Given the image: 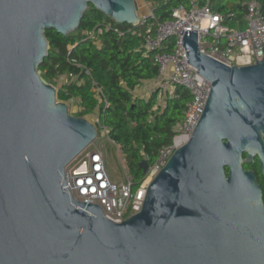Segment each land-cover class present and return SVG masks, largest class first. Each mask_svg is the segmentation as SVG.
Instances as JSON below:
<instances>
[{
	"label": "water",
	"instance_id": "1",
	"mask_svg": "<svg viewBox=\"0 0 264 264\" xmlns=\"http://www.w3.org/2000/svg\"><path fill=\"white\" fill-rule=\"evenodd\" d=\"M89 6L137 26L133 0H0V264H264L261 191L242 166L258 155L264 173V45L257 61L250 36L255 63L229 68L181 32L188 64L210 83L204 111L138 213L114 223L74 201L64 177L96 126L38 74L44 32H75Z\"/></svg>",
	"mask_w": 264,
	"mask_h": 264
},
{
	"label": "built area",
	"instance_id": "2",
	"mask_svg": "<svg viewBox=\"0 0 264 264\" xmlns=\"http://www.w3.org/2000/svg\"><path fill=\"white\" fill-rule=\"evenodd\" d=\"M133 1L138 16L136 27H141L143 31L142 49L158 69V89L181 88L187 91L190 99L185 104L182 120L172 128V142L157 151L155 161L147 168L142 182L136 188L121 152L123 180L120 182L111 180L103 155L94 148L84 150L65 168L66 185L74 201L97 205L104 217L114 223H121L138 213L148 186L166 166L173 153L191 137L204 111L210 83L199 77L196 69L188 64L181 32H196L200 53L229 68L254 64L253 48L257 61L261 60V48L264 45V16L256 0L245 3V14L241 20H236L234 14L223 15L216 12L213 0H189L188 9L179 7L173 10L171 18L166 21H160L153 12L157 4L166 0ZM139 2L149 7L146 13H138ZM232 22L234 27L227 25ZM110 30L115 31L118 37L124 34L114 29L111 23L102 22L85 32V37L99 47L100 37ZM126 33H131V30H126ZM71 64L80 74L85 73L90 78L86 68L75 61H71ZM68 82L83 84V80H78L77 75L68 74L58 77L55 87L59 90ZM90 85L97 102L106 106L102 89L93 81ZM158 105L162 108L165 106L159 102ZM97 123L107 136V130L101 126L99 119Z\"/></svg>",
	"mask_w": 264,
	"mask_h": 264
},
{
	"label": "trees",
	"instance_id": "3",
	"mask_svg": "<svg viewBox=\"0 0 264 264\" xmlns=\"http://www.w3.org/2000/svg\"><path fill=\"white\" fill-rule=\"evenodd\" d=\"M248 0H213V9L223 15L234 14L241 20ZM264 16V0H256ZM189 0H166L153 9L160 21L171 18L173 10L188 9ZM111 23L114 29L122 31L121 37L115 31H106L100 37L101 45L85 37V32L95 24ZM234 27V22L227 24ZM130 29L131 33H126ZM141 27L121 25L107 18L92 6L83 14L78 30L63 37L54 31H45L48 49L47 57L38 68L41 80L56 86L60 76L77 75L83 84L68 82L56 94L59 102L76 101L79 109L75 117L86 118L99 111V122L107 130V138L120 148L133 186L143 180L147 168L155 161L157 151L172 142L173 126L183 118L185 104L190 99L187 91L174 90L162 108L158 105V92L148 99L135 97L133 92L143 82L155 80L157 66L142 49ZM75 61L89 71L90 78L71 64ZM103 91L107 105L99 104L91 92V82ZM96 127H99L98 125ZM227 173V169H226Z\"/></svg>",
	"mask_w": 264,
	"mask_h": 264
},
{
	"label": "rangeland",
	"instance_id": "4",
	"mask_svg": "<svg viewBox=\"0 0 264 264\" xmlns=\"http://www.w3.org/2000/svg\"><path fill=\"white\" fill-rule=\"evenodd\" d=\"M139 12L143 13L144 8L142 9V5L138 3ZM144 90V87L142 88ZM147 94L144 95L142 91L140 90V87L137 88L133 93L140 97L143 95L145 99L147 100L148 97L153 93V88H146ZM142 93V94H141ZM162 98L158 97V102L160 105H163V102L161 101ZM68 106V112L71 115H75L78 113L79 109L77 107L76 101H69L66 103ZM98 111H96L93 115L86 117V119L97 126L98 121ZM97 130V139L93 142V144L90 146V148L97 149L104 157L106 169L109 177L114 182H120L123 180V167L121 165V158H120V148L116 145H114L110 140L107 138V136L99 129V127H96Z\"/></svg>",
	"mask_w": 264,
	"mask_h": 264
},
{
	"label": "flooded vegetation",
	"instance_id": "5",
	"mask_svg": "<svg viewBox=\"0 0 264 264\" xmlns=\"http://www.w3.org/2000/svg\"><path fill=\"white\" fill-rule=\"evenodd\" d=\"M264 140V138H263ZM242 159L244 161H246L248 159V154L244 153L242 155ZM251 161L250 162H245L243 163V168L246 171H250L254 174L256 183L261 191V199H262V203L264 205V173L260 170V160H259V156L258 155H253L251 157Z\"/></svg>",
	"mask_w": 264,
	"mask_h": 264
},
{
	"label": "crops",
	"instance_id": "6",
	"mask_svg": "<svg viewBox=\"0 0 264 264\" xmlns=\"http://www.w3.org/2000/svg\"><path fill=\"white\" fill-rule=\"evenodd\" d=\"M139 4L142 5V9L144 8L143 13H146L147 10L149 9V7L146 6V5H143L141 2H139ZM139 8H140V7H139ZM163 80H165V79H163ZM158 84H159V82H158L157 79L152 80V81H149V82H143L142 85L140 86V90L142 91V93H143L144 95L147 94V90L145 89V87H146V88H153V91H152V92H158V91H159L158 96L162 98L161 101H162L163 104L165 105L166 100H167L168 98H170V97L173 95L174 90H172V89L169 88V87H167V88H165V89H162V90H159V89H158V86H159ZM143 87H144V90L142 89ZM134 93H135V92H134ZM134 93H133V95H134L135 97H137ZM142 93H141V94H142ZM139 98H141V99H145V97H143V95L140 96Z\"/></svg>",
	"mask_w": 264,
	"mask_h": 264
}]
</instances>
